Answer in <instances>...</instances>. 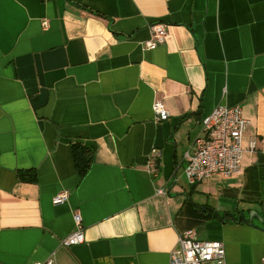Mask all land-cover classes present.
<instances>
[{
    "label": "crops",
    "instance_id": "0c3cea01",
    "mask_svg": "<svg viewBox=\"0 0 264 264\" xmlns=\"http://www.w3.org/2000/svg\"><path fill=\"white\" fill-rule=\"evenodd\" d=\"M157 23L169 37L146 50ZM237 105L240 173L189 186L202 118ZM76 212L85 243L66 248ZM189 230L227 264H264V0H0V264H169Z\"/></svg>",
    "mask_w": 264,
    "mask_h": 264
},
{
    "label": "built area",
    "instance_id": "2783aa9c",
    "mask_svg": "<svg viewBox=\"0 0 264 264\" xmlns=\"http://www.w3.org/2000/svg\"><path fill=\"white\" fill-rule=\"evenodd\" d=\"M47 29L48 22L43 23ZM151 38L144 44L146 50H155L169 37L168 27L157 23L151 26ZM158 122L168 121L170 114L161 101L153 105ZM201 134L194 140L184 154V177L189 186H197L213 176L232 178L241 171L244 153L243 138L250 125L240 106H217L201 120ZM255 142L251 141L249 150L253 152ZM161 151L153 148L147 162V170L153 178L160 173ZM165 195V190H160ZM69 192L63 191L53 199L55 206L65 203ZM76 230L62 240V246L71 248L85 243V232L79 212L74 214ZM36 264H56L51 257ZM169 264H227L226 248L223 242L200 241L193 230L182 233L178 247L170 256Z\"/></svg>",
    "mask_w": 264,
    "mask_h": 264
},
{
    "label": "trees",
    "instance_id": "16d2710c",
    "mask_svg": "<svg viewBox=\"0 0 264 264\" xmlns=\"http://www.w3.org/2000/svg\"><path fill=\"white\" fill-rule=\"evenodd\" d=\"M72 150L77 171L80 177L83 178L90 169L92 150L77 143L72 145ZM19 177L21 181L26 183H35L37 180L35 172H21Z\"/></svg>",
    "mask_w": 264,
    "mask_h": 264
},
{
    "label": "water",
    "instance_id": "95a60500",
    "mask_svg": "<svg viewBox=\"0 0 264 264\" xmlns=\"http://www.w3.org/2000/svg\"><path fill=\"white\" fill-rule=\"evenodd\" d=\"M256 215V214H255ZM253 220V217H251V221Z\"/></svg>",
    "mask_w": 264,
    "mask_h": 264
}]
</instances>
